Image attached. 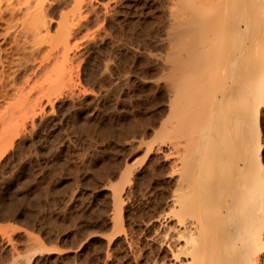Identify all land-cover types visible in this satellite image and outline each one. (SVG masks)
Masks as SVG:
<instances>
[{"label": "rangeland", "instance_id": "rangeland-1", "mask_svg": "<svg viewBox=\"0 0 264 264\" xmlns=\"http://www.w3.org/2000/svg\"><path fill=\"white\" fill-rule=\"evenodd\" d=\"M8 2L18 9L28 0ZM166 2H44L50 23L43 32L51 39L35 37L49 40L38 50L20 27L23 17L11 18L0 0V72L16 81L0 97V264H44L42 258L65 253L73 254L62 264H145L156 257L153 221L170 210L174 188L167 151L157 152L170 141L157 134L167 109L154 60ZM61 24L64 42L59 34L52 39ZM20 87L28 89L21 101ZM15 104L22 114L13 110L16 122L4 129Z\"/></svg>", "mask_w": 264, "mask_h": 264}, {"label": "bare ground", "instance_id": "bare-ground-1", "mask_svg": "<svg viewBox=\"0 0 264 264\" xmlns=\"http://www.w3.org/2000/svg\"><path fill=\"white\" fill-rule=\"evenodd\" d=\"M5 1L1 12L23 17L21 29L34 37L31 48L49 43L44 20L48 5L43 4L60 0H28L18 9ZM165 5L164 13L160 10L162 38L157 37L161 53L153 54L159 64L155 81L164 86L167 109L157 134L167 133L170 141L160 137L166 145L157 152L167 151L174 188L170 210L153 221L158 229L149 241L156 257L144 263L264 264V168L258 126L264 109V0H171ZM62 24L53 40L58 34L59 42L67 36ZM43 35L45 40L36 41ZM2 71L3 99L15 77ZM26 89H17V100L28 98ZM16 104L10 106L2 128L16 122ZM117 214L120 221L121 211Z\"/></svg>", "mask_w": 264, "mask_h": 264}, {"label": "trees", "instance_id": "trees-1", "mask_svg": "<svg viewBox=\"0 0 264 264\" xmlns=\"http://www.w3.org/2000/svg\"><path fill=\"white\" fill-rule=\"evenodd\" d=\"M264 162V160H263ZM89 227L91 228H97V229H101L100 226L96 223H92L89 224ZM71 242H69V244L67 246H71L70 244ZM73 253H65L62 255H50V256H46L44 258H42V261H44V264H62V261H64L67 257L71 256ZM32 264H37V261H34Z\"/></svg>", "mask_w": 264, "mask_h": 264}]
</instances>
